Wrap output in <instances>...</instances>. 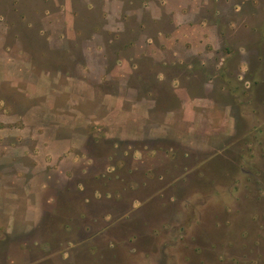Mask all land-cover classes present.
<instances>
[{"label": "rangeland", "instance_id": "rangeland-1", "mask_svg": "<svg viewBox=\"0 0 264 264\" xmlns=\"http://www.w3.org/2000/svg\"><path fill=\"white\" fill-rule=\"evenodd\" d=\"M258 5H247L254 23L264 17L257 12ZM220 8L225 22L243 19L228 4ZM136 33L126 31L122 38L133 40ZM100 34L105 39L117 37ZM1 38L5 40L0 46V264H264V198L257 197L261 192L257 189L261 185L264 189V61L257 59L254 49L239 47L240 40L252 43L251 48L258 46L248 32L227 36L241 52L226 60L224 69L209 59L205 72L214 73V80L202 83L205 72L194 69V95L207 97L193 99L188 111L179 108V100L168 103L172 112H167V102L151 101L144 125L126 116L121 121L126 137L109 139L105 121L110 101L105 92L116 91L118 82L69 80L66 75L80 64L78 47L72 43L64 53L41 55V38L34 45L14 44L5 32ZM117 47L108 46L112 59ZM119 47L131 54L130 48ZM12 49L19 55L17 61L11 58ZM182 52L187 55L185 49ZM261 53L264 56V49ZM184 64L188 63L179 65ZM143 65V71L135 69L130 83L139 86L140 97L150 100L149 89L155 93L162 88L154 72ZM164 69L169 77L179 76L172 82L182 94L187 73ZM248 72L261 82L250 91V98H256L252 114L251 102L236 106L229 89L236 86L240 97L243 83L238 84L237 77ZM145 107L147 102L135 106L142 111ZM259 123L260 135L253 128ZM48 133L98 138L94 142L103 144L116 167L131 148L145 149L150 156L162 157L154 150L166 152L168 159L151 173L138 174L142 183H115L108 173L80 178L76 169L81 162L73 165L66 160L63 168L75 173L67 179L37 158L40 137ZM244 159L246 167L241 168ZM55 181L65 184L54 188ZM135 197L140 199L133 201ZM28 204L35 205L31 212L41 220L26 231Z\"/></svg>", "mask_w": 264, "mask_h": 264}, {"label": "crops", "instance_id": "crops-1", "mask_svg": "<svg viewBox=\"0 0 264 264\" xmlns=\"http://www.w3.org/2000/svg\"><path fill=\"white\" fill-rule=\"evenodd\" d=\"M4 1L0 0V13L8 12L6 6L2 7ZM11 1H15L11 6L18 7L20 11H25V14L37 15L38 27L41 34L46 38V46L49 51L65 52L66 47H72L70 43L78 47L80 64L74 65L73 73L66 75L69 80L76 82L78 79H82L88 84H94L101 80L118 82L119 86L116 91L105 92V97H108L107 102L110 101L109 112L105 121V138L107 139L126 137L124 124L121 122L126 116L131 122L144 125L151 109L149 102H154L150 97V100L147 97H140L138 89L128 84L134 70L130 55L134 58L144 55L155 63L169 65L187 62L189 68L193 67L195 62L207 66L209 59L213 58L219 67L225 57L222 51L223 42L218 34L217 25L205 18L207 10H209L208 7L212 5L213 14L222 16L223 12L220 6L221 4H228L233 14H241L243 18H246L248 14H252V11L247 9V5L259 4L257 12L264 14V3L261 0ZM214 6L217 7L214 8ZM147 20L149 21L148 24ZM8 29L4 17L0 16V33L5 32L7 35ZM100 31L117 35L115 37L117 39L114 37L105 39ZM126 31L137 32L135 34L137 37L133 40L131 38L123 39ZM3 40L5 39H0L1 47L4 44ZM127 42L130 43L131 54L118 55L110 67L108 46L116 45L119 47ZM182 49L186 50L187 55L182 54ZM163 51L167 58L163 55ZM12 52H14L13 49ZM240 52L239 50L238 53L240 54ZM16 53L15 55L11 54V58L15 61L18 60L19 56ZM184 56L188 60H185ZM69 59L74 60V54H70ZM186 73L190 76L188 71ZM159 76L160 80L164 78L161 74ZM172 89L179 99V108L183 111L189 110V104L193 99L207 97L203 94L190 95L187 93L186 87L181 94L173 82ZM143 102H147L148 105V107L143 108V111L135 108ZM173 110L175 109L172 108L167 112ZM40 138L41 149L37 151V158L42 160L43 166L48 165L53 172L56 171L67 179H71L75 173L72 168H63L62 163L66 160L73 165L81 162L80 170L76 169L77 176L80 178L85 175L98 176L102 173H108L115 183L130 181L142 183L143 181L136 179L138 174L145 176L147 171L166 163L168 159L166 152L154 150L157 152L156 154L161 153L162 157L159 155L150 156L145 149L131 148L123 154L122 165L112 168L110 154L103 144L96 143L87 136L54 137L48 133L47 136ZM54 183V188H61L65 184L64 182L62 186L59 184L60 182L55 181ZM106 196L109 198L110 194ZM34 206V204H28L24 214L26 231L29 230V227L35 228L41 220V215L32 214L31 211ZM11 220H15V217H12Z\"/></svg>", "mask_w": 264, "mask_h": 264}, {"label": "trees", "instance_id": "trees-1", "mask_svg": "<svg viewBox=\"0 0 264 264\" xmlns=\"http://www.w3.org/2000/svg\"><path fill=\"white\" fill-rule=\"evenodd\" d=\"M14 2L11 0L10 1L5 0L2 4L3 5L2 7L6 6V8L8 9L7 10L8 12L7 13H5V12L0 13V16L4 17L5 22H6L7 26L9 27V29L7 31V35H9L13 39V43L16 44V42H20V43L25 42V44H27V45L28 44L34 45V43H36L37 40L41 38L42 40H38V41L42 42V48L43 49L39 52V54L44 55L48 52H52V51L48 50V48L46 46V38L43 34H41L40 28L35 27V23H38V20H36V16L32 15V13L25 14L26 12L20 11V9H18V7L11 6ZM215 7H217V6H214V8ZM234 15L239 16L241 14H234ZM34 16H35V18H34ZM205 18L208 19L210 22L217 25L218 34L222 39V42H223L222 51L225 54L224 61L221 62L222 68L225 66L226 60L232 59L234 57V55H236L239 51V48L234 49V47H233L234 44L228 43V41H227V36L231 35V34H232V36H239V34L241 35L243 32L244 33L248 32V35L251 37V39L253 37V42H255L258 46L256 45L257 47L251 48V47H249V45H252V43H249L248 41L245 42L243 40H240V43H238L239 47L242 46L244 50H248V51L251 49H254L255 50V56L257 57V59L264 61V59H263L264 56L261 53L262 49H264V17L262 18L261 22H259V23H254L252 20V17H250V15H248V17H246V18H243L242 20L236 21L235 19H231V20H228L225 22L222 19L221 15H214L212 10H210V12H209V10H207ZM122 48L129 49L130 43L127 42V43L123 44ZM119 49H121V48L119 47ZM29 52H31V51H29ZM120 54L126 55L125 53H122L121 51H119L118 47H117L114 51V59H112L110 56V67L114 64L115 58ZM130 58H132V66L134 67L133 73L135 72V69L143 71V69H144L143 64L144 63H146L148 65L149 70L151 72H154L155 80H156V82H158L159 85H161L162 89H160L161 91H156L155 93L150 91L151 89H149L147 96L152 98L154 100L155 104H157V102L159 103V101L160 102H167L166 106H168L167 107L168 110L173 108V107L168 105L170 100H175V101L179 100L178 97L173 92L172 81L174 79L179 80L180 78L177 75H172L171 77L167 76V71L164 68L170 67L171 70L176 69V68H181L182 70L184 69L183 72H187V71L190 72V76L186 77V78H189V81L184 83L186 86V91L190 95L195 93V88L193 86L194 85L193 82L196 81V79H197V77L195 76V73L197 71L194 69H197V70L199 69L200 71H204V72L207 71L206 66H204L200 63H198L199 65L197 64L198 66L196 68L194 66L189 68L188 64H184L181 66L179 64L169 65V64L161 63L165 66L164 68H162L161 66H159V63H155L152 59H150L149 57H146L144 55L136 57V58H134L133 56L130 55ZM248 62L250 63V61H248ZM249 63L247 65L248 69L251 68L250 67L251 65ZM192 73H193V75H192ZM159 74H161L162 77H164L162 80H160L158 78ZM204 75H205L204 76L205 80H203L202 83L207 82V81L212 80V79L214 80V77H215L214 73L211 74L209 72H205ZM223 76H224V74L220 73V77H223ZM195 77H196V79H194ZM131 78H132V75L130 77V80H131ZM130 80H129L128 84L133 86V87H136L139 91V86L134 84V83H130ZM165 82H167L168 84L166 85ZM237 82H238V84H239V82L241 84L243 83V86L241 87L240 97H239V94H237L238 92H237L236 86L235 87H229L230 93L233 96V100H234L235 105L240 106V105H245V104L251 102V104H252L251 114L254 113L255 112L254 100L256 98H254V97L250 98V94H251L250 91L252 90L253 87H255L261 83L260 79L257 76L253 75L252 72H248V73H245L241 79H239V77H237ZM245 82L248 83V86H246V87L244 86ZM243 96H245V98H243ZM252 99H254V100H252ZM175 101H173V102H175ZM256 106H258V105H256ZM260 124L261 123H259V125L255 126V127L253 126V128L257 129L258 135H260L259 133L261 132ZM93 140L97 141L98 138L94 137ZM185 155H188V153L185 152ZM244 162L246 164L247 160L244 159L243 163L242 162L239 163V166H241V168L246 167V166H244ZM110 164H111L112 168L116 167V164H114V163H110ZM261 165H264V162ZM254 170H255L254 171L255 173H262L261 169L260 170L254 169ZM152 171H153V169L147 171L146 174H149ZM159 178H163V176L160 175ZM249 179H250V177H249ZM131 182L132 181H130L129 183H131ZM258 186H260V185H258ZM257 190H258V192H260V191L263 192L264 189L262 188V185H261ZM261 192H260V194H258L257 197L264 198L263 197L264 193H261ZM139 199L137 197H135L132 200L135 201V200H139ZM110 226H112V224Z\"/></svg>", "mask_w": 264, "mask_h": 264}]
</instances>
